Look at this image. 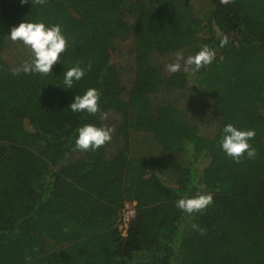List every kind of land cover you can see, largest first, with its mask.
<instances>
[{"label":"trees","instance_id":"obj_1","mask_svg":"<svg viewBox=\"0 0 264 264\" xmlns=\"http://www.w3.org/2000/svg\"><path fill=\"white\" fill-rule=\"evenodd\" d=\"M25 21L61 26L52 74H12L28 48L2 55ZM204 45L210 65L167 72ZM89 88L100 112H73ZM85 124L114 128L111 141L74 150ZM228 124L255 131L254 159L222 150ZM200 185L213 203L180 210ZM0 264H264V0H0Z\"/></svg>","mask_w":264,"mask_h":264},{"label":"clouds","instance_id":"obj_2","mask_svg":"<svg viewBox=\"0 0 264 264\" xmlns=\"http://www.w3.org/2000/svg\"><path fill=\"white\" fill-rule=\"evenodd\" d=\"M47 0H31L32 4L43 5ZM234 0H220L221 4L233 3ZM28 3V0H21V4ZM12 42H20L30 50V58L23 62L19 67L11 69L13 75H19L21 72L38 73L41 75L52 74V68L60 62L61 55L67 50L68 40L62 33L59 24L47 26L43 22H21L18 26L11 29L8 36ZM229 43V37L225 35L220 42L224 47ZM215 58V50L208 45H204L196 54L189 55L187 58L182 53H176L175 60L167 64L168 73H177L183 70L187 74H195L202 68L210 65ZM91 62L87 65L91 69ZM85 75V69L79 62L69 68L64 73V88H73L74 81H79ZM54 85V84H53ZM100 91L95 88H89L83 95H76L74 102L71 103L70 109L73 112H87L90 115H96L100 112L99 100ZM107 113L101 112L100 118L107 119ZM70 127V125H66ZM78 138L75 141L74 150L95 152L103 147L112 139L114 128L98 127L94 124H85L77 129ZM223 136L220 140L222 150L234 162L239 163L245 156L248 159H254L257 155L255 148L249 141L255 137L254 130H238L232 124L223 128ZM205 185H200L199 190L192 196H185L176 202V206L189 215L202 213L208 206L213 203L211 193L204 192ZM194 230L199 231L202 235L205 230L198 225H192ZM68 231L67 228L64 229ZM30 259V258H28Z\"/></svg>","mask_w":264,"mask_h":264},{"label":"built area","instance_id":"obj_3","mask_svg":"<svg viewBox=\"0 0 264 264\" xmlns=\"http://www.w3.org/2000/svg\"><path fill=\"white\" fill-rule=\"evenodd\" d=\"M134 203H124L122 206L121 216L118 220V232L122 237H125L127 230L134 217Z\"/></svg>","mask_w":264,"mask_h":264},{"label":"rangeland","instance_id":"obj_4","mask_svg":"<svg viewBox=\"0 0 264 264\" xmlns=\"http://www.w3.org/2000/svg\"><path fill=\"white\" fill-rule=\"evenodd\" d=\"M24 48L27 47H25L22 43H14L10 40L2 55H4L5 59L15 61L17 58H20L21 55L26 56L28 54L25 52Z\"/></svg>","mask_w":264,"mask_h":264}]
</instances>
